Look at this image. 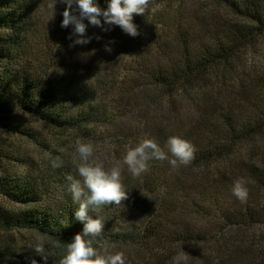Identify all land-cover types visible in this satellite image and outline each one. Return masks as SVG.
Returning <instances> with one entry per match:
<instances>
[{"label":"trees","instance_id":"obj_1","mask_svg":"<svg viewBox=\"0 0 264 264\" xmlns=\"http://www.w3.org/2000/svg\"><path fill=\"white\" fill-rule=\"evenodd\" d=\"M97 2L106 9L109 0ZM64 7L63 0H0V127L23 113L89 136L90 127L141 112L151 129L143 139L164 148L170 136H182L195 146L194 159L178 169L153 159L139 178L122 171L128 198L89 212L104 223L94 245L124 248L126 264H173L180 252L190 255L188 264H264V0H150L144 14H133L138 36L89 24L91 42L73 48L72 26H58ZM62 68L76 74L63 76ZM163 97L203 109L183 118L181 130H161ZM146 101L157 104V118ZM123 124L128 138L130 123ZM11 162L0 137V199L10 204L0 201V264H29L33 243L22 241V232L43 240L49 264H59L84 227L66 179H80L77 164L17 174ZM210 166L217 167L212 180H188L192 170ZM240 178L246 202L232 193ZM214 219L220 226H199ZM258 229L263 233L248 235Z\"/></svg>","mask_w":264,"mask_h":264},{"label":"clouds","instance_id":"obj_2","mask_svg":"<svg viewBox=\"0 0 264 264\" xmlns=\"http://www.w3.org/2000/svg\"><path fill=\"white\" fill-rule=\"evenodd\" d=\"M66 8L63 11L62 28L72 26V33L68 39L70 46L86 45L92 37L87 36L89 24L109 31L105 25L119 26L126 34L136 37L139 35L138 26L133 22V14H144L150 0H109L106 9L101 8L97 0H63ZM103 17V21L101 20ZM85 20L88 23H85ZM73 37H76L73 39ZM106 50L111 47L106 45ZM78 153L77 172L80 179L68 175L69 191L73 201L78 204L75 219L83 222L82 232L75 234L67 245V254L59 264H126L124 252H109L94 246L95 240L103 231V218H95L89 214L90 210L99 213L104 205L116 204L128 198V190L122 182L123 166L134 178L141 177L149 170V161H168L172 169L181 165L187 166L194 159L196 148L191 141L179 135L170 136L162 148L155 139H144L135 147L129 146L123 161H112L108 157L100 159L95 156L92 143L76 141ZM167 149V151L165 150ZM170 153V155H169ZM53 166H59L54 162ZM232 193L241 202H246L249 192L244 178L234 182ZM35 255L27 257L29 264H49L51 253L46 249L45 242L37 238V242L29 245ZM36 257H40L37 260ZM190 255L186 252L176 254L173 264H188Z\"/></svg>","mask_w":264,"mask_h":264},{"label":"rangeland","instance_id":"obj_3","mask_svg":"<svg viewBox=\"0 0 264 264\" xmlns=\"http://www.w3.org/2000/svg\"><path fill=\"white\" fill-rule=\"evenodd\" d=\"M195 4L198 3H210L213 0H193ZM214 7L203 11L205 14H210V11H213ZM65 7L63 8V11ZM226 14V12H222ZM62 18L59 19L58 26L61 28ZM65 31L66 28H65ZM89 36V34L87 35ZM76 37H73L75 39ZM96 42V40L94 41ZM68 47L72 44L71 41H67ZM88 45V44H87ZM77 46V45H76ZM73 48V47H72ZM95 47L93 46L92 49ZM63 51V50H62ZM258 56H264V45L262 48L259 49ZM254 54V53H253ZM253 56H249L251 58ZM259 58V57H258ZM252 62V59H250ZM71 68V63L69 65ZM70 68H62L58 69V72L63 74V76H69L73 78V75L76 74L75 71L71 70ZM58 77V76H57ZM84 79L85 76L81 74L78 75V78ZM89 79L90 77H85ZM85 80V79H84ZM84 83L83 81H81ZM194 95V93H192ZM142 96V95H141ZM189 98V97H187ZM165 100V103L162 106L165 108H159V112H162V116L164 117L160 123L161 130L164 129H174V130H181L182 125L186 123L183 121V118H192L193 116L198 115L196 110L200 112L203 109V103H192L190 104L187 102L186 99H182L177 97L174 102L171 103L170 100L167 98H162ZM145 101V100H144ZM147 103L143 106H146L150 114L153 118H157L155 115L157 104L155 101ZM169 105V106H168ZM183 106L180 110L179 108ZM141 112L135 111V113L130 114L129 118L120 119L119 123H115L111 125H102V126H94L90 127V135H85L82 131H75L71 130L68 132L58 131L52 128L45 126L40 121L34 119L31 116L25 115L23 113H18L14 118L8 119L4 121L3 126L0 127V137L4 140V149L10 156H12V162L9 165V169L11 172H15L17 174H25L27 170H41L42 167L40 166H49L50 164H54V162H58L59 164H77L78 163V153L76 151L77 145L76 141L79 139L85 143H92L94 147L95 156L99 157L100 159H104V157H108L112 161L120 160L123 161V157L126 155L127 149L129 146L135 147L140 142H142L147 135V132L151 130L147 128L146 122L144 119L146 117H142L140 115ZM126 123L130 125V133L131 136L126 138L124 124ZM136 125V126H135ZM144 125V126H143ZM136 127L137 130V138L134 139L132 135V129ZM84 130V129H83ZM14 160V163H13ZM31 166L27 167L28 165L32 164ZM222 167V166H220ZM217 169L216 166H210L208 168H197L192 170L190 174V181H198L201 178L204 180H212V176ZM180 170H185L181 168ZM128 168L127 165L123 166V172H127ZM162 187L158 189V194L162 196ZM0 201L7 207L9 204L4 199H0ZM10 205V204H9ZM219 220H205L199 223L200 227L209 228L216 227L219 225ZM220 226V225H219ZM263 233L261 229L258 230H250L248 235L254 236ZM20 239L24 242L29 244H35L37 242V236L35 234H29L22 232L18 235ZM212 244L214 242H211ZM99 249H107L111 253H115L117 251L124 252L126 256V252L124 248H117V247H104L98 246ZM28 256V255H25Z\"/></svg>","mask_w":264,"mask_h":264}]
</instances>
